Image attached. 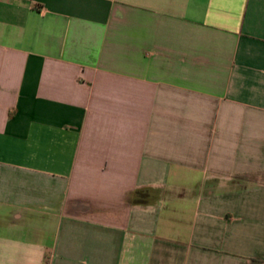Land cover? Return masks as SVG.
Wrapping results in <instances>:
<instances>
[{
	"label": "crops",
	"instance_id": "0c3cea01",
	"mask_svg": "<svg viewBox=\"0 0 264 264\" xmlns=\"http://www.w3.org/2000/svg\"><path fill=\"white\" fill-rule=\"evenodd\" d=\"M0 264H264V0H0Z\"/></svg>",
	"mask_w": 264,
	"mask_h": 264
}]
</instances>
